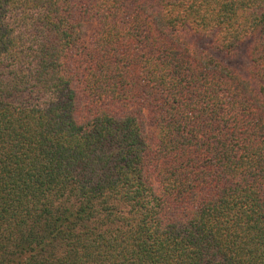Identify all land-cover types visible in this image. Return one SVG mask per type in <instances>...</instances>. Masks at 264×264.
Segmentation results:
<instances>
[{"label":"trees","instance_id":"1","mask_svg":"<svg viewBox=\"0 0 264 264\" xmlns=\"http://www.w3.org/2000/svg\"><path fill=\"white\" fill-rule=\"evenodd\" d=\"M0 264H264V0H0Z\"/></svg>","mask_w":264,"mask_h":264},{"label":"rangeland","instance_id":"2","mask_svg":"<svg viewBox=\"0 0 264 264\" xmlns=\"http://www.w3.org/2000/svg\"><path fill=\"white\" fill-rule=\"evenodd\" d=\"M94 25H95V22L91 21V22H88L86 25H85V33H84V43H88L89 42V39H90V36H91V33H92V30L94 28ZM243 50V48H241V51Z\"/></svg>","mask_w":264,"mask_h":264}]
</instances>
